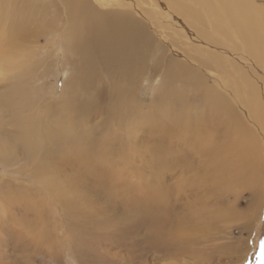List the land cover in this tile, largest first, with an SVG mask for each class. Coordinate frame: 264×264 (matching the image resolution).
I'll return each mask as SVG.
<instances>
[{"label":"bare ground","instance_id":"bare-ground-1","mask_svg":"<svg viewBox=\"0 0 264 264\" xmlns=\"http://www.w3.org/2000/svg\"><path fill=\"white\" fill-rule=\"evenodd\" d=\"M57 2L64 7L61 64L68 65V72L60 90L49 89L54 94L43 98L37 110L34 99L40 96V88L31 89L22 78L33 74L39 60L34 58L37 54L24 52V40L55 27L61 14ZM0 3L7 10L6 21L0 22V78L6 80L3 106L17 115L15 129L0 127L1 163L22 158L56 200L82 219L95 215L94 202L82 187L107 189L119 180L123 184L118 191L135 193V200L131 211L119 214L117 223L151 207L154 221L165 222L157 237L162 243L197 240L180 227L197 235L217 221L242 217V212L235 213L223 201L240 188H264V101L259 97L264 95V0H132L108 2L117 8L105 10L89 0ZM169 16L173 23L182 22L178 32L182 39L190 38L201 48L211 43L230 48L212 52L222 64L211 59L217 69L208 68L206 61L195 66L175 50L167 56L165 45L153 41ZM226 52H233L242 65L226 61ZM149 61L160 72V81L145 106L137 93ZM208 70L220 72L221 78L209 82ZM223 81L229 84L228 90ZM95 118H102L104 124L94 127L90 121ZM137 131L148 133L140 148L135 142ZM136 157L148 164L149 173L135 168L134 162L140 163ZM65 166H69L68 174L62 172ZM169 178L172 183H166ZM142 182L154 186L137 194ZM164 192L169 199L187 198L189 203L171 206L163 200ZM29 196V191L16 186L8 188L0 200L3 207L5 202L23 206L19 220L36 244L46 239L47 228L41 224L44 214L38 202L27 203ZM177 206L180 210L175 211ZM76 225L65 236L79 244L78 231H89L82 223ZM119 228L126 233L135 229L134 224ZM0 230L6 231L1 220Z\"/></svg>","mask_w":264,"mask_h":264},{"label":"rangeland","instance_id":"rangeland-1","mask_svg":"<svg viewBox=\"0 0 264 264\" xmlns=\"http://www.w3.org/2000/svg\"><path fill=\"white\" fill-rule=\"evenodd\" d=\"M32 1L33 0H25L26 3H32ZM37 1L39 2L40 0ZM89 1L94 3L95 6L101 10L117 8V6L113 4L108 6L106 4L108 2H132V0ZM56 7L59 8L61 14L55 27L50 31L48 30L46 33H33L24 40V43H26L24 52L37 54L34 58L39 60L32 72L33 74H24L22 78V80L24 79L27 81V85H29L31 89H35L36 87L40 88V96H36L34 99L37 110L40 109V107L42 108L41 104L43 98L54 94L49 92V89L55 90L56 92L60 90L61 84L68 72V65L63 66V64H61L64 52V23H62L64 20V7L62 4H59V2H57ZM126 7L128 6H124V8ZM50 8L53 9L52 7H49V9ZM0 9L3 10L2 13L0 12V22L2 25L7 19V10L1 7V3ZM135 14L140 18L143 17L136 12ZM171 18L172 17L166 18V23H164V26H161L163 28L157 30L158 35L155 36L156 38L153 43L165 45L167 48L166 50H168L166 51L167 56H172L175 50L178 55L182 54L184 60L186 59L195 66H198L197 62L206 61L209 64H203L208 68L217 69L211 59L220 64L222 63L213 56L212 52L220 53L222 50L230 48L221 47L217 43L205 44L201 48V46L197 45L195 42L194 45L190 38L182 39L180 33H178L181 32L179 28L183 27L180 26L182 22L180 25L173 23ZM174 21H180V19L175 18ZM37 22H39L38 19ZM37 22L35 21V23ZM149 28L152 29V26H149ZM0 42L1 47L2 39ZM171 45L173 47H171ZM195 46L199 50L195 48ZM224 55L225 60L231 65H242L233 52H226ZM256 71H258V69H256ZM41 72H43V74H40ZM221 75L222 74L218 71L208 70V81L211 82L214 81L213 79H220ZM159 81L160 72L153 70L152 61H149L146 65V72L139 82L137 100H139L141 104H145V106L150 104L149 101H151L150 97L152 90L159 84ZM5 83L6 80L0 78V127L11 131L15 129L12 127L17 115L13 116L11 112L6 110L3 106L5 97L2 95L1 91ZM221 85L227 90L230 88L226 81L221 82ZM42 87L47 89L43 91L41 89ZM253 87L258 89L260 93V88L257 87L255 83ZM142 90H145L146 94L142 92ZM259 97L264 101V95L262 93L261 95L259 94ZM238 105V103H235L236 107H238ZM102 120V118L91 119L90 124L97 127L100 124H104ZM146 137H148V133L137 131L135 142L136 145L139 144L137 145L139 148L147 139ZM138 150L135 152V156L139 155ZM137 158L139 157H136V159ZM136 161H140V163L134 162L135 168L138 169V171L140 169V172L143 174L144 172L149 173L151 171V168L148 164L144 163V161L141 162V160L138 159ZM11 162L12 163L0 162V195L2 197L4 192L6 193L8 191V188L13 189L16 186L29 191L30 199H27V203H34V201H36V203L38 202L37 207L39 211L44 214V218L41 219V224L47 228L45 234L47 240H44L45 243L44 241L37 242L36 244L31 242L27 237L28 227H25L23 222L19 220L23 211V206L21 204L10 206L5 202L3 207L0 200V220L2 226L6 227V231L2 232L0 230V264H264V188L263 190L258 186H249L244 189L240 188L225 197L223 203L228 205V208L234 210L235 213L242 212V217L238 216L232 219L217 221L212 226L209 225L202 229L199 233L196 232L197 235L189 233V228L187 227H180L179 230L182 231L184 229L183 232H185L186 235L190 234L191 237L197 238V240H191V242L189 241L190 243L186 242L181 244H174L173 242L162 243V240L157 237L158 233L162 231L165 222L162 221L160 224L154 221L155 218L153 215H155V213H152L153 208L151 211V207L144 210H137L134 217H125L126 219L124 222L120 224L117 223V217L121 216L119 214H123L124 211H131L132 207L130 203L135 200V193L118 191L123 182L117 180L115 186L109 187L110 189H103L104 187L101 186L97 190L85 184L89 186V188L82 187V190L89 192L91 200L94 202L92 209L95 210V215L82 219L79 214L77 215L79 217H73V214L69 213L68 208L63 207V205L56 200L57 196H53L54 193L50 191L45 183L42 182L43 180L33 172V168L30 165L26 167V162L22 158L18 157L16 161ZM141 164H143L145 168H143ZM62 172L68 174L69 166L63 167ZM28 174H30L29 177H27ZM177 174L178 173H176L174 177H176ZM32 175H35V177ZM63 179L66 180L67 184V176H64ZM169 179H166V183L173 182V179ZM168 180L169 182H167ZM141 184H143V187L137 191V194L154 186L153 182H142ZM66 187L68 189L67 185ZM113 190L117 191L114 197L110 195ZM105 191L108 192L106 193ZM163 194L165 198L163 200L170 205L172 204L171 206H176L177 203V205L183 207L185 204L189 203L187 198H180L176 202L174 199L168 198V192H164ZM209 197L205 199L207 203L212 201ZM113 199L115 202H113ZM119 202H123L122 206ZM168 207L169 205L167 208L163 207V211H167ZM95 208L99 211L96 212ZM177 208L178 206L175 207L174 210L176 211ZM179 208L178 210H180ZM80 209L86 211L85 207H81ZM117 209L119 210L118 212ZM35 211L38 212L37 210ZM132 218L135 219L132 220ZM150 221L152 222L151 224ZM78 222L82 223L84 228H88L89 232L83 233L81 230L78 231L77 239H80L81 243L74 244L70 242L69 237L66 238L65 234L71 226L77 227L76 224ZM107 223L110 226L107 225ZM139 223L142 226L139 225ZM133 224L135 229L128 231V233L119 228L123 226L131 227ZM113 227H116L117 230ZM180 234L182 233L180 232Z\"/></svg>","mask_w":264,"mask_h":264}]
</instances>
